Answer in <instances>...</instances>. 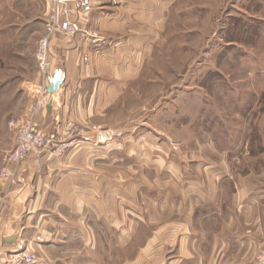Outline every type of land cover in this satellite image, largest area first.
<instances>
[{
  "label": "crops",
  "instance_id": "crops-1",
  "mask_svg": "<svg viewBox=\"0 0 264 264\" xmlns=\"http://www.w3.org/2000/svg\"><path fill=\"white\" fill-rule=\"evenodd\" d=\"M167 5L96 0L90 12L73 18L97 29L101 45L78 36L53 39L52 77L63 81L37 119L45 132L75 128L77 142L62 156L45 154L39 164L28 158L16 186L0 182V264L19 251L34 253V264H98L105 256L117 264L254 263L264 247V169L253 163L264 159V149L242 146L249 165L241 173L225 158L223 171L196 161L192 173L178 178L169 174L167 146L138 141V127L116 121L126 90L138 78V55L146 52L137 31H150L148 8ZM4 6L25 26L46 19L50 1L7 0ZM262 39L258 55L264 60V34ZM40 82L38 66L27 77L0 79L1 87H20L15 104L0 115V169L15 142L10 122L31 112ZM10 92H0V107L9 104ZM169 183H176L175 196ZM154 215L162 217L159 223H152ZM144 229L150 235L137 242ZM121 249H128V257L121 258Z\"/></svg>",
  "mask_w": 264,
  "mask_h": 264
},
{
  "label": "rangeland",
  "instance_id": "rangeland-1",
  "mask_svg": "<svg viewBox=\"0 0 264 264\" xmlns=\"http://www.w3.org/2000/svg\"><path fill=\"white\" fill-rule=\"evenodd\" d=\"M6 1L0 0V79L6 74L23 78L38 66L36 50L46 19L24 26L16 11L9 7L7 12ZM263 1L168 0L163 9L148 8L153 13L147 24L150 31H137L146 52L138 55V78L126 90L116 121L129 129L138 127L133 135L138 141L167 146L170 175L182 178L181 173H192L196 161L214 163L220 172L225 158L241 173L249 165L242 146L264 149V60L258 55ZM7 34L9 42L1 45ZM19 88L0 86V92L11 91L0 115L15 104ZM253 164L264 169V159ZM157 169L154 165V175ZM169 185L175 196L176 183ZM160 219L153 217L152 223ZM150 233L140 231L136 241ZM128 255V249H121V258ZM98 264L117 263L105 256Z\"/></svg>",
  "mask_w": 264,
  "mask_h": 264
},
{
  "label": "built area",
  "instance_id": "built-area-1",
  "mask_svg": "<svg viewBox=\"0 0 264 264\" xmlns=\"http://www.w3.org/2000/svg\"><path fill=\"white\" fill-rule=\"evenodd\" d=\"M50 9L46 17L45 31L38 41L36 58L41 82L38 86L37 100L31 112L15 125L14 146L4 159L0 169V182L7 181L10 186L19 184V173L23 163L30 157L40 163L45 154L62 156L69 152L77 142L75 128L67 133L57 130L45 132L37 119L39 111L46 110L52 95L50 91L53 80L54 53L52 41L57 35L78 36L83 41L99 46L103 43L102 34L95 28L81 25L73 15L90 12L96 0H49ZM37 257L34 253L19 251L12 253L2 264H34ZM253 264H264V247L260 248Z\"/></svg>",
  "mask_w": 264,
  "mask_h": 264
},
{
  "label": "water",
  "instance_id": "water-1",
  "mask_svg": "<svg viewBox=\"0 0 264 264\" xmlns=\"http://www.w3.org/2000/svg\"><path fill=\"white\" fill-rule=\"evenodd\" d=\"M62 79L61 78H57L55 80H52L51 82V86H50V91L53 92H57L60 88V85L62 84Z\"/></svg>",
  "mask_w": 264,
  "mask_h": 264
}]
</instances>
